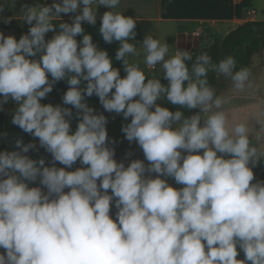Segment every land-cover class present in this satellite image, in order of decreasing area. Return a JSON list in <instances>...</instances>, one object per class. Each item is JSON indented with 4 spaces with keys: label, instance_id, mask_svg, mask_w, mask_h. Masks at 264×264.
I'll return each instance as SVG.
<instances>
[{
    "label": "clouds",
    "instance_id": "obj_1",
    "mask_svg": "<svg viewBox=\"0 0 264 264\" xmlns=\"http://www.w3.org/2000/svg\"><path fill=\"white\" fill-rule=\"evenodd\" d=\"M120 2L21 4L27 31L0 32V111L11 102V124L33 138L0 150V264H264V179L253 171L264 142L252 143L264 138V98L237 119L225 108L232 96L208 79L243 93L252 69L150 32L137 41ZM98 15L123 75L83 26ZM60 81L61 102L42 103ZM105 112L126 121L143 159H115ZM41 148L47 163L29 155Z\"/></svg>",
    "mask_w": 264,
    "mask_h": 264
},
{
    "label": "crops",
    "instance_id": "obj_2",
    "mask_svg": "<svg viewBox=\"0 0 264 264\" xmlns=\"http://www.w3.org/2000/svg\"><path fill=\"white\" fill-rule=\"evenodd\" d=\"M0 2H3V0H0ZM6 2L8 7L5 8L4 12L0 13V32H3L5 35H15L18 39L28 28L17 17L19 15L20 5L33 4L34 2L31 0H16L15 7L11 6V0H6ZM105 10V8L101 7L98 12L102 14ZM117 10L123 11L125 15L132 16L137 20L139 23L138 41L142 40L145 30L148 33L150 32V34L156 35L162 25H169L175 30L172 45L191 49V51L209 46L215 39H222L245 22L264 21V0H121ZM259 14L260 17L257 18ZM62 18L66 21L68 20L67 16H62ZM5 20L10 22L5 23ZM54 23H59V21H54ZM83 26L87 32L92 34L94 43H97L99 47L109 48L107 49L109 56L115 54L118 42L109 45L103 42L100 37L98 32L99 15L95 26L89 27L86 24ZM48 35L51 36V34ZM261 59L263 64L258 73L257 84L249 93L244 94V98L251 105L254 102L255 110H257V102L261 98H264V51L261 53ZM121 74L123 75V70H121ZM66 88L67 85L64 81L57 82L53 87V91L41 102L60 103L62 94ZM87 102L96 110L101 106L98 98L95 96L87 98ZM9 105L12 111L14 105L11 102H9ZM8 123V114L4 110V133H7ZM72 127H75V121H73ZM10 132L11 135L15 136V139L20 137L24 142L33 140L31 136L12 124ZM7 136L4 135L6 148L8 146ZM255 142L256 144L264 142V138L261 141H257L256 139ZM139 149H135L134 152L138 154ZM123 158L126 161L130 160V158L127 159L126 155L121 159ZM169 182L171 183V180ZM0 251L3 250L0 249Z\"/></svg>",
    "mask_w": 264,
    "mask_h": 264
},
{
    "label": "trees",
    "instance_id": "obj_3",
    "mask_svg": "<svg viewBox=\"0 0 264 264\" xmlns=\"http://www.w3.org/2000/svg\"><path fill=\"white\" fill-rule=\"evenodd\" d=\"M32 2H45L44 0H31ZM51 3V1H46ZM137 41L139 40V23L136 25ZM200 51H206L214 62H218L221 58L227 55H234L237 61V68L241 66L251 67L252 58L258 53L264 51V21H248L239 25L236 29L228 33L222 39H215L209 46L198 48L193 50L195 56ZM210 83L217 88L218 93H223L226 88V80L222 77L219 81L216 80L214 73L208 74ZM162 83H166L162 79ZM170 110H175L171 105H165ZM97 111L103 112L102 107ZM108 117V123L106 125L108 136L110 140L116 141L114 145H111L115 149V159L120 160L128 151L139 148L135 142L129 144L124 138L121 131L122 124L126 123L121 116L115 114L104 113ZM185 114L189 113L185 110ZM75 127H73L74 129ZM6 148V140L4 137V111H0V150ZM29 155L32 158H38L43 156L46 163L51 160V157L42 148L38 152H30ZM62 166V165H57ZM77 163L73 167H79ZM257 179H264V164H261L253 169Z\"/></svg>",
    "mask_w": 264,
    "mask_h": 264
},
{
    "label": "rangeland",
    "instance_id": "obj_4",
    "mask_svg": "<svg viewBox=\"0 0 264 264\" xmlns=\"http://www.w3.org/2000/svg\"><path fill=\"white\" fill-rule=\"evenodd\" d=\"M260 17V14L257 15V18ZM148 32H146V30L144 31V35H146ZM174 33H175V30L173 27H170L169 25H162L159 30L157 31L156 33V36H160V37H165L167 43L169 45H172L173 42H174ZM20 35V34H19ZM143 35V36H144ZM19 38V37H18ZM143 38V37H142ZM99 47V46H98ZM100 48H103L105 50L109 49V48H106V47H100ZM138 51L140 52V55L138 57H135L134 59H137L141 62V66L142 67H146L143 65V51H142V48L138 47ZM110 57L113 58V64L115 67H118V68H121L122 67L120 66V62L118 61H115L114 57H115V54L111 55ZM262 64H263V61L261 59V53H258L256 55H254V57L252 58V63H251V69H252V72H253V78H254V86H256L257 84V81H258V73H259V70L260 68L262 67ZM145 71L146 72H149V70H147L145 68ZM251 89H246L243 93H237V94H232L231 91H230V82H226V88L224 90V94L226 95H231L232 96V99L230 101V103L228 105L225 106V108L227 110L230 111V113L237 119L239 118H243V117H246L248 116L250 113H253L255 112V108H254V102L252 103V105L249 103V101H247L245 98H244V94L246 93H249ZM101 107V106H100ZM5 110H6V113L8 114V126H7V149L8 150H11L12 146H13V142L15 140V136L14 135H11L10 133V127H11V116H10V113H11V109H10V105L8 103V105L5 106ZM190 114V113H189ZM10 117V119H9ZM255 138H253L252 140V143L253 144H256L255 142ZM30 141V140H29ZM27 141V142H29ZM25 142V143H27ZM135 149H132L130 150V152L128 151L127 153H131L130 156H127V159L130 158L131 159H143V153H142V150L139 149L138 150V154H136L134 152ZM126 155V154H125ZM124 155V156H125ZM125 162V164L128 163L129 160L126 161L125 158L121 159Z\"/></svg>",
    "mask_w": 264,
    "mask_h": 264
}]
</instances>
